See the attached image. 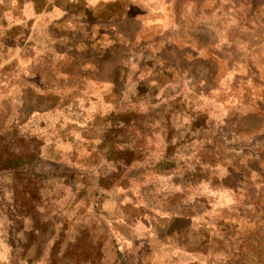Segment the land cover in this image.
Returning <instances> with one entry per match:
<instances>
[{"label":"rangeland","instance_id":"obj_1","mask_svg":"<svg viewBox=\"0 0 264 264\" xmlns=\"http://www.w3.org/2000/svg\"><path fill=\"white\" fill-rule=\"evenodd\" d=\"M87 2L0 0V264H264V0Z\"/></svg>","mask_w":264,"mask_h":264},{"label":"trees","instance_id":"obj_2","mask_svg":"<svg viewBox=\"0 0 264 264\" xmlns=\"http://www.w3.org/2000/svg\"><path fill=\"white\" fill-rule=\"evenodd\" d=\"M9 146H3L0 150V173L13 175H30L33 163L24 156L9 151Z\"/></svg>","mask_w":264,"mask_h":264},{"label":"crops","instance_id":"obj_3","mask_svg":"<svg viewBox=\"0 0 264 264\" xmlns=\"http://www.w3.org/2000/svg\"><path fill=\"white\" fill-rule=\"evenodd\" d=\"M71 1H73V6H82L83 4H88L87 0H71ZM53 2H54V0H38V3H41L40 5H42L43 7L54 6ZM41 17L42 16H39V18H41ZM44 18H45V16H44ZM35 19H36V17H35ZM66 29H68V30L73 29V26L71 25V27H66Z\"/></svg>","mask_w":264,"mask_h":264}]
</instances>
